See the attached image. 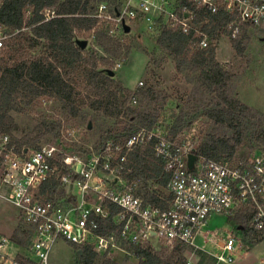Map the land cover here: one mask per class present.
Masks as SVG:
<instances>
[{
  "label": "built area",
  "instance_id": "1",
  "mask_svg": "<svg viewBox=\"0 0 264 264\" xmlns=\"http://www.w3.org/2000/svg\"><path fill=\"white\" fill-rule=\"evenodd\" d=\"M222 11L237 16L227 25L232 38L240 36L244 24L264 30V0H118L114 5L103 1L94 15L110 26L114 37L127 33L125 25L157 36L164 27L179 28L185 33L195 30L203 48L209 37L201 30L205 20L199 16ZM42 13L46 19L55 15L53 8H44ZM10 35L0 26V55ZM151 139L169 173L167 207L148 202L123 175L127 153ZM191 154L196 155L193 164ZM56 181L78 192L63 200L57 194L48 197ZM0 198L17 209L28 227L30 264H49L60 238L103 253L114 248L127 251V244L195 245L215 213L232 216L250 210L251 227L264 234V150L236 161L207 158L181 136L170 137L146 127L125 142L106 143L99 153L85 159L63 154L54 145L21 149L9 133L0 130ZM110 219L117 229L101 231V222ZM222 239L215 253L217 263L236 264L242 238L227 231ZM9 243L8 237L0 236V264H24L7 251ZM186 264L195 263L189 259Z\"/></svg>",
  "mask_w": 264,
  "mask_h": 264
},
{
  "label": "trees",
  "instance_id": "2",
  "mask_svg": "<svg viewBox=\"0 0 264 264\" xmlns=\"http://www.w3.org/2000/svg\"><path fill=\"white\" fill-rule=\"evenodd\" d=\"M103 1L114 5L118 0H3L0 3V26L11 34L0 55V130L9 133L12 141L21 149H30L31 146L38 149V143L44 134L34 137L30 133L23 139L16 138L13 131L17 125L10 112L24 111L22 104H31L42 96L57 99L73 115H78L79 108L86 99L91 108L108 117H118L124 112L127 117L126 125L116 134L109 133L103 139L102 146L112 138L115 142H125L139 130L138 115L127 105L128 99L137 96L147 99L152 94L153 87L143 83L136 91L127 88L109 74V68H106L109 58L81 48L75 38L77 29L91 31L97 25L99 21L94 14ZM44 8H53L55 15L46 19L42 13ZM27 10L31 13L28 14ZM236 18L235 13L225 11L200 15L199 20H205L201 30L209 37L208 46L203 48L198 45L201 37L197 36L195 30L185 33L179 28L164 27L157 36L158 45L175 57L177 70L189 71L186 75L188 82L194 84L195 95L191 100L202 91L218 93L217 100L203 107L189 110L181 108L175 115L170 134L176 135L189 128L200 115H205L212 120L213 125L202 136L197 153L207 158L230 161L235 160L238 150L245 144L264 150L261 117L253 108L230 95L234 75L216 58L219 35L224 32L231 36L227 25ZM109 29L110 26L103 23L95 32L94 41L106 52L120 55L119 49L123 45L119 38L109 34ZM250 29L256 28L244 24L240 36L232 38L233 45L239 52L245 48L243 42L248 39ZM125 48V53L129 54L130 46ZM160 61L156 59V64L160 65ZM99 62L105 67H100ZM78 72H86L88 77V94L81 99L82 103L77 101L78 92L71 82ZM42 129L48 131L46 121L36 128L37 131ZM153 146V139L137 143L127 153L123 175L128 182L135 184L136 193L148 202L167 207L171 197L150 188L152 184L165 188L169 178L164 160L156 155ZM59 186V182H54L48 190V197L57 193L63 195L65 190H58ZM230 219L237 230L244 232L245 242L255 245L261 241L251 235V230L254 229L250 227V210L238 212ZM101 224L103 232L111 233L117 229L111 219L102 221ZM21 233L29 234V230L23 229ZM14 240L20 245L26 243L17 235ZM187 247L194 249L195 246L178 245L171 254H164L155 251L151 245L127 244L128 251L139 258L138 264H186L184 251ZM78 248L80 255L77 262L94 264L97 255L95 250L90 246ZM196 251L200 256V264H215L217 261L214 255L202 248H197ZM104 264L119 263L108 258Z\"/></svg>",
  "mask_w": 264,
  "mask_h": 264
},
{
  "label": "rangeland",
  "instance_id": "3",
  "mask_svg": "<svg viewBox=\"0 0 264 264\" xmlns=\"http://www.w3.org/2000/svg\"><path fill=\"white\" fill-rule=\"evenodd\" d=\"M101 27L102 23L98 22L91 31L77 29L75 38L88 40L86 47L88 52L109 58L110 62L106 68L114 70L113 77L121 81L127 88L136 91L143 83L153 87V92L147 99L141 96L128 99L127 105L133 109L136 116L138 115L140 131L148 127L152 132L160 131L170 137L175 136L170 134L171 126L175 115L181 108L185 107L189 110L198 106L203 107L209 102L217 100V92L209 94L205 91L197 94L193 100L190 99L194 95V84L188 82L186 74L189 71L180 72L177 70L175 57L158 45L156 32H146L139 26H135L128 33L120 32L117 39L119 38L123 46L119 49L121 54L115 56L96 45L94 41V34ZM248 35V39L243 42L245 48L239 52L233 45L232 37L227 33H220L217 40L216 58L224 68L234 75L230 95L237 97L241 102L257 111L264 127V30L250 29ZM127 45L131 48L129 54L125 53ZM38 52L39 49L36 50V53ZM156 59L161 60L160 65L156 64ZM99 66L105 67L100 62ZM72 78L71 82L78 92L77 101L82 103L81 99L88 94L87 74L78 72ZM88 102L89 100L86 99L80 106L78 115H73L65 110L62 104L53 97L42 96L31 104H22L21 107L24 108V111L12 110L10 112L17 125L13 135L18 139H23L30 133H33L34 137L44 134L38 143V148L54 145L63 154L89 159L101 151L102 141L109 133L116 134L122 130L127 123V117L124 112L118 117H108L96 112ZM44 121L48 123V131L46 132V129L37 131L36 128ZM90 123L92 124L91 128L89 127ZM212 125L211 119L200 115L189 128L179 131L177 136H181L187 143L190 142L192 145L198 146L202 136ZM108 142H114L113 138ZM35 149L31 146L30 151ZM258 150V148H252L249 144H245L238 150L234 161L238 158H245ZM151 186L152 190L171 197L166 188L159 185L153 186V184ZM61 189H64L65 193L63 195L57 193L59 200L69 198L72 196V192H78L77 190H68L63 185L58 188V190ZM230 217L229 214L224 213L211 215L203 233L195 240L197 245H194V249L187 247L184 251L186 261L191 259L195 264H200L197 248H202L215 256V253L220 250L219 244L223 243L222 237L226 235L227 231H232L238 234L243 241V247L240 249L236 264H264V234L251 230V235L261 241L255 245L247 243L244 241V232L233 226ZM23 229L27 230L28 227L20 219L17 209L8 201L0 199V236L4 235L10 239L7 251L11 256L24 264H30L27 260L33 257L30 252L31 237L29 234L21 233ZM16 235L25 240V245H20L14 240ZM151 246L155 251L164 254H171L174 249L163 242H155ZM124 248H127V245H124ZM95 252L97 255L94 264H104L108 258L119 264L139 263V258L128 250L114 248L106 253L96 250ZM79 255L78 245L60 238L50 253L49 264H79L77 262ZM215 264H218L217 261Z\"/></svg>",
  "mask_w": 264,
  "mask_h": 264
},
{
  "label": "water",
  "instance_id": "4",
  "mask_svg": "<svg viewBox=\"0 0 264 264\" xmlns=\"http://www.w3.org/2000/svg\"><path fill=\"white\" fill-rule=\"evenodd\" d=\"M125 28V31L128 33L131 31V27L129 25H125L124 26ZM78 44L81 46V48H86L87 45H88V40L87 39H78ZM109 74L111 76H114L115 75V71L112 70V69H109ZM92 124L90 123L89 124V127L91 128ZM196 158V155L195 154H191L189 159H190V164H193V161L194 159Z\"/></svg>",
  "mask_w": 264,
  "mask_h": 264
},
{
  "label": "crops",
  "instance_id": "5",
  "mask_svg": "<svg viewBox=\"0 0 264 264\" xmlns=\"http://www.w3.org/2000/svg\"><path fill=\"white\" fill-rule=\"evenodd\" d=\"M0 199H1V198H0ZM208 234H210V232H208ZM211 234H212V233H211ZM199 235H201V234H199ZM199 235H198V236H199ZM198 236H197V237H198ZM195 245H197V244H195ZM204 247H205V246H204ZM27 261H28L29 263H31V260H30V258H28V260H27Z\"/></svg>",
  "mask_w": 264,
  "mask_h": 264
}]
</instances>
